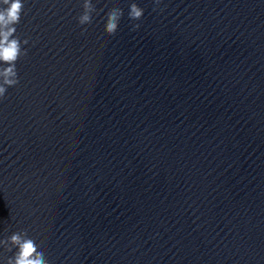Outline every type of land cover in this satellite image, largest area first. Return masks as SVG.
Here are the masks:
<instances>
[{
    "label": "clouds",
    "instance_id": "obj_1",
    "mask_svg": "<svg viewBox=\"0 0 264 264\" xmlns=\"http://www.w3.org/2000/svg\"><path fill=\"white\" fill-rule=\"evenodd\" d=\"M159 5L160 0H155ZM83 12L77 17L78 25L86 26L92 23V14L96 12L95 5L91 0H83ZM24 10L22 0H0V61L10 66L0 71V100H2L9 87H14L19 83L16 62L21 56V41L12 38L16 33V25L20 23L21 14ZM155 10V9H154ZM144 15V9L136 3L130 4L128 17L131 21H139ZM123 16V10L118 7L111 8L106 13L105 32L108 36H114L117 32L119 21ZM140 27L138 23L132 25V30ZM87 31L82 28V32ZM24 44L28 41L24 40ZM26 50L23 55H26ZM10 241L16 246L17 251L13 258L8 260V264H48L43 251L38 250V245L31 238H22L20 233H13Z\"/></svg>",
    "mask_w": 264,
    "mask_h": 264
}]
</instances>
